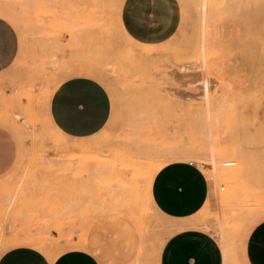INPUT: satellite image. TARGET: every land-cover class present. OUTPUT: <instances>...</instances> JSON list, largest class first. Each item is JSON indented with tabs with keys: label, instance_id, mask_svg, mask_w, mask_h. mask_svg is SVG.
<instances>
[{
	"label": "rangeland",
	"instance_id": "1",
	"mask_svg": "<svg viewBox=\"0 0 264 264\" xmlns=\"http://www.w3.org/2000/svg\"><path fill=\"white\" fill-rule=\"evenodd\" d=\"M124 1L0 0L22 40L11 75L23 66L0 84V125L18 147L0 178V255L31 244L54 258L91 240L96 222L116 218L130 237L101 239L102 264H160L166 240L190 226L220 237L235 264L238 230L264 212V0H210L206 18L202 0H178L179 31L158 43L126 31ZM71 75L99 79L113 101L108 124L85 140L64 136L49 117L53 91ZM169 148L192 151L186 161L212 184L188 224L149 202L131 166L158 164Z\"/></svg>",
	"mask_w": 264,
	"mask_h": 264
},
{
	"label": "crops",
	"instance_id": "2",
	"mask_svg": "<svg viewBox=\"0 0 264 264\" xmlns=\"http://www.w3.org/2000/svg\"><path fill=\"white\" fill-rule=\"evenodd\" d=\"M121 14L126 31L134 39L147 43L170 39L179 31L182 21L178 0H125ZM26 39L28 59L31 51L28 32ZM21 47L18 27L0 14V84L22 69L20 66L11 75L19 68ZM112 113L109 90L102 81L88 75L66 77L55 88L49 102V117L54 127L70 139L85 140L95 136L108 124ZM15 138L12 131L0 125V178L16 161ZM206 174L195 162L180 160L166 164L152 182L155 207L168 218L188 224L211 197L212 184ZM120 227L116 218L101 219L92 227L87 248L67 249L54 258L34 245H15L0 255V264H102L99 248L104 243L101 239L124 243L130 237L122 233ZM233 259L235 264H264V212L249 217L238 230ZM160 264H229V259L220 237L202 227L190 226L166 240Z\"/></svg>",
	"mask_w": 264,
	"mask_h": 264
},
{
	"label": "bare ground",
	"instance_id": "3",
	"mask_svg": "<svg viewBox=\"0 0 264 264\" xmlns=\"http://www.w3.org/2000/svg\"><path fill=\"white\" fill-rule=\"evenodd\" d=\"M202 4H203V7H204V18H206L207 11H208L207 9L210 6V0H202ZM206 83L207 82H205V86H206ZM206 87L208 88V86H206ZM207 91H206V93L208 94ZM19 121L20 122H26V119L20 116L19 117ZM164 150L159 153L160 154V156H159L160 162L158 161L159 162L158 164H154L155 162H153V161H148L147 164L145 165V167H143V168H142V165L139 166V167L136 164L131 165V166L135 167L136 172H138V174L135 177V179L143 180L146 183V186H147V188H146L147 199L153 205H155V203H154L153 198H152L151 187H152V182H153V179H154L156 173L163 166H165L166 164H168V160H177V159L180 160V159H184L185 161L186 160H191L192 161L195 158L194 153L192 151L186 149V148H183V149H179V148L178 149L177 148H169V149H166L165 151ZM126 181H127L126 179L125 180H122V183H121V186L123 188L122 190H125L126 189L124 192H126L128 198L133 199L135 196H137V193H133L131 191L132 189H131L130 181H128V182H126ZM182 226H184V225H182ZM74 246H75V248H77V247H79V248H87L88 247V242H86L84 240L83 241H80L79 240V241L74 242ZM46 253H48V252H46Z\"/></svg>",
	"mask_w": 264,
	"mask_h": 264
},
{
	"label": "built area",
	"instance_id": "4",
	"mask_svg": "<svg viewBox=\"0 0 264 264\" xmlns=\"http://www.w3.org/2000/svg\"><path fill=\"white\" fill-rule=\"evenodd\" d=\"M233 164H234V163H228L227 165H233ZM221 189H222V190H224V189H225V187H224V186H222V187H221Z\"/></svg>",
	"mask_w": 264,
	"mask_h": 264
}]
</instances>
